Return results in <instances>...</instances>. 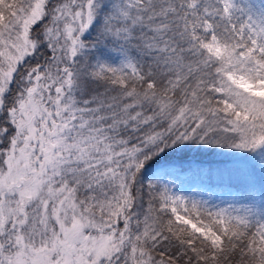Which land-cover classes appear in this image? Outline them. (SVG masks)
Here are the masks:
<instances>
[{"label": "snow or ice", "instance_id": "obj_1", "mask_svg": "<svg viewBox=\"0 0 264 264\" xmlns=\"http://www.w3.org/2000/svg\"><path fill=\"white\" fill-rule=\"evenodd\" d=\"M0 264H264V0H0Z\"/></svg>", "mask_w": 264, "mask_h": 264}, {"label": "rangeland", "instance_id": "obj_2", "mask_svg": "<svg viewBox=\"0 0 264 264\" xmlns=\"http://www.w3.org/2000/svg\"><path fill=\"white\" fill-rule=\"evenodd\" d=\"M200 189L192 187L188 182H186L183 186V190L180 191V194L184 195H194L199 192Z\"/></svg>", "mask_w": 264, "mask_h": 264}]
</instances>
